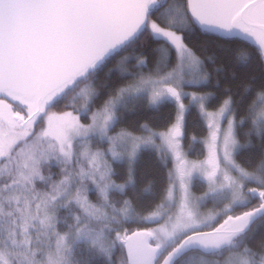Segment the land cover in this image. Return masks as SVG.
<instances>
[{"label":"snow or ice","instance_id":"1","mask_svg":"<svg viewBox=\"0 0 264 264\" xmlns=\"http://www.w3.org/2000/svg\"><path fill=\"white\" fill-rule=\"evenodd\" d=\"M0 264H264V0H0Z\"/></svg>","mask_w":264,"mask_h":264},{"label":"rangeland","instance_id":"2","mask_svg":"<svg viewBox=\"0 0 264 264\" xmlns=\"http://www.w3.org/2000/svg\"><path fill=\"white\" fill-rule=\"evenodd\" d=\"M197 194H199V193H197Z\"/></svg>","mask_w":264,"mask_h":264}]
</instances>
